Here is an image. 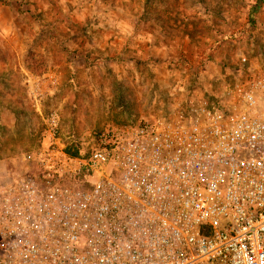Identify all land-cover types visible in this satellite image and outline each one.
<instances>
[{"label": "built area", "instance_id": "1", "mask_svg": "<svg viewBox=\"0 0 264 264\" xmlns=\"http://www.w3.org/2000/svg\"><path fill=\"white\" fill-rule=\"evenodd\" d=\"M236 96L108 125L80 155L49 114L0 190V264H264V71Z\"/></svg>", "mask_w": 264, "mask_h": 264}, {"label": "rangeland", "instance_id": "2", "mask_svg": "<svg viewBox=\"0 0 264 264\" xmlns=\"http://www.w3.org/2000/svg\"><path fill=\"white\" fill-rule=\"evenodd\" d=\"M263 71L264 0H0V160L20 171L52 112L80 155L108 125L184 119L191 99L233 108Z\"/></svg>", "mask_w": 264, "mask_h": 264}, {"label": "crops", "instance_id": "3", "mask_svg": "<svg viewBox=\"0 0 264 264\" xmlns=\"http://www.w3.org/2000/svg\"><path fill=\"white\" fill-rule=\"evenodd\" d=\"M31 90H33V88H31L30 91ZM10 171L11 169L8 162H6L5 160H0V190L3 185L9 180L11 174Z\"/></svg>", "mask_w": 264, "mask_h": 264}, {"label": "trees", "instance_id": "4", "mask_svg": "<svg viewBox=\"0 0 264 264\" xmlns=\"http://www.w3.org/2000/svg\"><path fill=\"white\" fill-rule=\"evenodd\" d=\"M252 18H253V17H252V14L250 13V14H249V19H250V20H253ZM71 154H72V155H77L76 153H71Z\"/></svg>", "mask_w": 264, "mask_h": 264}]
</instances>
